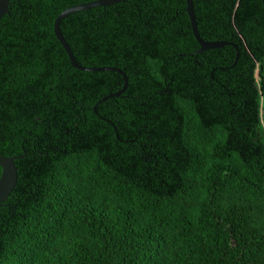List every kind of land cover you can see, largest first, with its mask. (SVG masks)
<instances>
[{
	"label": "trees",
	"instance_id": "1",
	"mask_svg": "<svg viewBox=\"0 0 264 264\" xmlns=\"http://www.w3.org/2000/svg\"><path fill=\"white\" fill-rule=\"evenodd\" d=\"M10 0L0 264H264L261 0ZM112 96V97H109ZM2 169L0 168V176Z\"/></svg>",
	"mask_w": 264,
	"mask_h": 264
},
{
	"label": "water",
	"instance_id": "2",
	"mask_svg": "<svg viewBox=\"0 0 264 264\" xmlns=\"http://www.w3.org/2000/svg\"><path fill=\"white\" fill-rule=\"evenodd\" d=\"M261 1L264 7V0H261ZM122 2H125V0H100L94 3L70 8L58 16L54 24V34L57 40L63 46L74 68L81 70V71H85V72L115 71V72L122 74L120 70L113 69V68L88 69V68L82 67L76 61L70 46L64 39L61 33V30H60L61 21L75 12L86 10V9H92L96 7H107V6L119 4ZM186 4H187L186 12L189 16L191 30L193 32L194 38L196 39V41L198 42L200 46L199 52L216 50V49L223 48L227 45H230L229 43H226V42L221 43V42L204 41L198 32L197 22H196V17H195V12H194V6H193V0H186ZM9 5H10V0H0V21L3 19L4 16L9 15ZM122 76L125 81V87H124V90H125L128 85V80L124 74H122ZM109 97H112V96H109ZM16 160L17 158L15 157H5V156L0 155V168L2 169L1 176H0V207L5 201H7L10 194L16 188V185L18 182V171H17L16 164H15Z\"/></svg>",
	"mask_w": 264,
	"mask_h": 264
}]
</instances>
